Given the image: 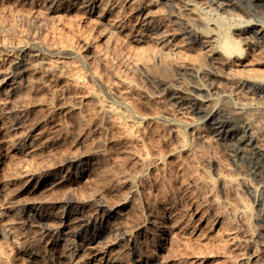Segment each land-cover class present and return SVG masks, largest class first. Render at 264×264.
Here are the masks:
<instances>
[{"label": "bare ground", "instance_id": "bare-ground-1", "mask_svg": "<svg viewBox=\"0 0 264 264\" xmlns=\"http://www.w3.org/2000/svg\"><path fill=\"white\" fill-rule=\"evenodd\" d=\"M32 1L13 0L14 3L21 5H28V2L31 4ZM41 1L47 5L49 20L51 18L59 19L61 14L72 11L88 15L93 19L99 36L106 40L107 50L110 52L115 45L112 36H121L130 46L136 48L138 45V51L142 50L143 45L139 46L142 43L153 48L158 59L164 58V56L166 58L167 55H178L185 50L196 53L198 56L196 63L190 61L177 63L179 70H183V77L190 78L192 85L184 86L182 84L184 80L181 79V82L179 79L177 82V80L173 81V78H169L164 79V89H169L170 85L177 82L178 85L176 84L173 88L171 103L183 111V114H193L195 116L193 119L197 120L188 121L189 123L186 125L198 129L197 122H199L211 137L221 144L229 161V167L227 165L223 167L214 162L211 165V174L204 171L201 179L211 194L214 190L220 192L222 196L220 203L223 212L226 213V219L235 223L232 234L241 235L247 246L251 243L257 245L256 248L250 250L242 264H254V262L264 264V246L262 245L264 244V216L258 218L259 215L252 210L253 206L257 209L264 206V121L255 122L254 119H250L251 117L245 116V111L250 108L251 104V99L249 100L245 96L243 100L240 99L241 101L234 111L227 108L226 111L230 112L224 113L216 107L219 99L230 100L234 88L236 90L237 87H244L248 83L254 84L255 88L263 87L255 97L264 100V78L248 80L253 77L230 78L228 76L230 79L227 77L230 72L232 75L233 71L237 73L240 71L239 69L246 70L255 63L264 66V22L260 19L239 17L238 12L252 14L242 7L240 8L237 0H160L161 5L165 8V11L161 10L162 12L160 9H156L152 0ZM244 1L252 8L255 7L254 9L264 8V0ZM9 2V0H0V7H4ZM2 7L1 9H3ZM21 13L18 16L23 22H31L38 25L37 27L48 23V21L33 15ZM129 18H132V21ZM132 22H136V25ZM45 55L39 51L33 53L31 57L29 56V59L26 56L27 60L10 61L8 69L1 71L0 74V98L5 103L7 102L4 105H10L7 112L5 111L6 117L0 119L3 130L0 136V254L3 255L2 252L7 250L16 256L24 257L27 262L32 264H175L173 261H166L169 256L164 253L169 238L158 235L159 227L156 232L151 233L150 231L149 233L148 225L153 224L151 217L153 215L147 217L146 213L142 214V211V217L145 215L146 218L140 219L138 209L141 208V205L139 203L140 207H138L139 205L134 203L139 193L138 181L144 176L145 170L148 171V169L162 164L163 157L158 154L150 155L146 152L138 154V151L130 150L132 148H129V145L138 143L141 132L140 125L146 121L147 117L138 114L132 106H129L130 103H126L127 100L124 101L125 98L115 99L108 96L106 101H103L101 97L100 99L97 97L98 95L91 92L83 97L85 101L89 100V102L95 103L94 119H109L108 124L117 131V136L103 142L92 140L88 145L89 142L84 141V135H80V130L79 133L77 131L78 134L76 133V147H78L76 150L78 151L68 152V155L66 154L67 156L63 157L64 159L59 164L56 163L57 166L46 164L43 167L45 165L43 162H46L43 161L46 159L43 157V162L40 160L37 162L43 168L37 165V169H35L26 164V162H32L35 158L40 157L44 154L43 152L52 150L50 146L53 136L48 137L49 135L45 134L46 129L43 128V125L47 124L55 110L72 118L77 128L78 126L84 127L87 122L83 116L80 118L82 112V115L85 114L84 111H81L80 106H76L74 102H64L61 105L47 104V112H44L45 114L43 113L39 118L37 116V119L34 118V123L32 122L34 119H32L31 123L26 120L27 116L24 117L25 113L22 112L24 108H20L23 106L16 105L17 99L8 100L16 93L19 82L28 81L26 79L36 71L38 65H48L44 61L46 60ZM251 59H254L255 63ZM251 63L253 64L251 65ZM133 65L145 69V66L138 63V60ZM163 71L165 72V70ZM240 75L242 76L243 72ZM222 78L229 79L227 81L231 82V89L220 87ZM127 88L129 89V87ZM162 88L161 90H163ZM233 94L235 93L233 92ZM16 95L20 94L16 93ZM120 96L122 95L120 94ZM13 102H15L14 105ZM89 130L91 129L88 126L85 136ZM201 133L200 131L197 135L203 138ZM175 140L176 146L173 152L185 154L190 146L189 141L178 129L175 131ZM110 143L118 146V148L114 147V150L117 148V152L114 153L128 155V159L132 161L130 163L136 167L140 165L144 168L143 172L135 167L132 169L135 168L136 171L134 169L118 171L115 166H118L119 162H116L115 169L113 159L117 155L112 157L113 154L111 155L112 152L108 147ZM16 156L23 157L26 165L20 166L21 161L18 165L15 163L17 160L13 161L11 163L16 164L14 168L11 166V171L4 174L6 167L2 165L3 161L1 162V160L7 161L8 158L12 160ZM118 158L121 160L120 156ZM8 162L10 161H7L6 166H9ZM57 167L67 168L72 172H68L66 176L57 175L56 172L54 173ZM39 168L41 169L39 170ZM36 179V185H30V181ZM18 180H23L22 185L19 186L21 189L18 193L16 191L15 194L12 191L10 193L9 186ZM78 182H81L84 187L89 183L92 188L99 185L102 188L105 187L108 191H104L114 193L115 198L113 199L114 196L111 197L109 194L113 199L109 198L111 200L109 201L101 192L103 191L101 188H91V192L98 190L93 194L88 192L90 196L86 197L84 196L89 194L85 192V188L83 192L78 190L81 195L79 196L77 189H80L81 186L77 184ZM76 184L80 187L76 188L78 194L74 190ZM100 189L101 191H99ZM44 191L49 192L50 196ZM42 192L46 196H42ZM53 193L57 195L60 193V195L55 197L56 194L52 195ZM82 193L85 194L83 197ZM90 202L94 204V209H92L93 204L92 207L89 206ZM139 212H141L140 209ZM216 223L220 224L221 222L216 221ZM175 224L176 227L177 224ZM186 225L179 224L177 228L182 232L183 229H186ZM174 226L166 224L163 228L168 235H171ZM199 231L200 228L197 235L194 236L201 233L200 235L204 239L205 232L200 231L199 233ZM188 233H192V231ZM138 235L142 236V240H138ZM202 257L204 256L196 257L198 263L191 261L189 264H202ZM214 264L220 263L214 262Z\"/></svg>", "mask_w": 264, "mask_h": 264}, {"label": "rangeland", "instance_id": "rangeland-1", "mask_svg": "<svg viewBox=\"0 0 264 264\" xmlns=\"http://www.w3.org/2000/svg\"><path fill=\"white\" fill-rule=\"evenodd\" d=\"M9 1V3H6L8 6L5 4L4 7L1 6L3 9L0 7V74L1 71L8 69L10 61L16 62L22 59L27 60V58L29 59L33 53L39 51L46 54V60L44 61H46L48 65H38L36 71L32 72L26 79L28 81H22V84L19 82L17 85L16 93L20 94L16 95L18 98L15 96V93L8 100L14 101V99H17V102L15 101L16 105L19 104V107L23 106L20 108H24V111L22 112L23 114L25 113L24 117H29H26V120L29 122L34 118L37 119L42 116L44 112L46 113L47 104L61 105L64 102H74V104L80 106L81 111H84L85 113L82 115V112L80 118L84 117L87 122L86 125H84L83 122L82 124L84 127L78 126V129L72 118L64 116L65 114L61 111L59 112V110H55L52 113L53 115L50 116L47 124L43 125V128L46 129L45 134L47 136L49 135L48 137L53 136V142L50 146V149L52 150L43 152L44 154L40 156L41 158H35L32 162L28 161V163L23 161L25 159L21 156H16L12 160L8 158L9 160L7 159V161H10L8 162L9 166H6V160H1V162L3 161L2 165L6 167L4 168V170L6 169L4 174L9 173L8 171H11L10 169L14 168V165H16L15 163L18 165L20 161V166L29 164V166L35 169H37V165L41 168L46 166V164L53 167L57 166L60 161L64 159L63 157L68 155V152L71 151L70 153H72L74 151L73 153H75L78 151L76 150L78 149V147H76V135L80 130V135H84V141L89 142L87 143L88 145L92 140L103 142L114 138L117 136V131L110 127V124H108L109 119H94L93 109L95 103L89 102V100L85 101L83 97H85L88 92H91L98 95L97 97H101L102 99H100L103 101H106L108 96L114 97L115 99L119 97H122L123 99L125 98L124 101L127 100L126 103H130L129 106H132L138 114L147 117L146 121L140 125V131L142 133L139 131L140 137L138 143L133 144V147L129 145V148H132L130 150H132V152L138 151V154L140 152H146L150 155L158 154L163 157L162 164H159L155 168H150L148 171L145 170L144 176L138 181L139 193L138 196H136L137 199L135 198L134 203L138 205L140 203L141 205V208H139L141 212H139L138 209V214H141L143 211L142 214L146 213L147 217L153 215L151 217L153 218V224H155L153 225L151 223L148 225L149 233L150 231L151 233H154L157 231L158 227H162L160 229L158 228V235L160 234V236L163 235L164 237L167 236L169 238V240L167 239V249L164 252L169 256L166 261H173L175 264H189L191 261L198 263L199 261L196 259L204 256L202 257V261L201 258L199 259L202 264H214V262H219L220 264H242L243 259L247 258V254H249L250 250L256 248L257 245L255 246L251 243L247 246L241 235L232 234L235 223L226 219V213L223 212L220 203V200L222 199L220 192L214 190L211 194L207 186L204 184L203 179H201L203 178L204 171L207 174H211V165H213L214 162L218 163L220 166L226 167L227 165V167H229V161L221 144L211 137L209 132L202 127V124L197 122L198 129H193L195 128L194 126L190 128L186 125L189 123L188 121L196 120L193 119L195 116L193 114H183V111L179 110L171 103L173 88H175L179 79V81H181V79L182 81L184 80L183 82L181 81L184 86L192 85L190 78L183 77V70H179L177 63L189 61L191 63H196L198 60L196 53L190 50H185L181 54L167 55L166 58L164 56V58L158 59L155 56L156 51L153 48L142 43L139 46L143 45V48L138 51V45L136 48L130 46L121 36H112L115 45L111 53L110 50H107L106 40L99 36L97 29L94 26L93 19L88 15L72 11L64 13L63 15L61 14L59 19L51 18V20H49L50 16L47 15V5L41 0H33V3L30 4V2H28V5L14 3L13 0ZM160 2V0H152L156 9L158 8L157 10L160 9V11H165V8H163ZM237 2L240 8L242 7V9L249 11L253 15L247 13H245V15L242 12H238V14H240L239 17L243 19H260L264 22V8L254 9V6V8H252L251 5L244 0H237ZM21 12H23V14L33 15L41 20H46L48 23L44 21V23H46L43 24L44 26L37 27L38 25H34L31 22H23L18 16L22 14ZM129 19L132 21V18ZM132 24L136 25V22H132ZM136 60H138V63L143 64L145 69H142L140 66L134 67L133 63L136 62ZM251 61L255 63L254 59H251ZM253 63H251V65ZM252 66L246 70L239 69L240 71L237 73L233 71L232 75H230V72L227 74V77L245 78L246 76H252L253 78H256H250L248 80L264 78V66H261L258 63H255ZM163 70H165V72ZM242 72L243 75L241 76L240 74H242ZM249 73L253 74L250 75ZM169 78H173V81L177 80V82L176 84L173 83L170 85L169 89H164V79ZM227 79H220L221 88L231 89V82L227 81ZM127 87H129V89ZM161 87H163V90H161ZM240 87H237L236 90L235 88L232 90L230 100H218L216 104L218 110H222L224 113L234 111V109L238 107L239 102L241 101L240 99L243 100L245 97H248L247 99H251V104L250 108L245 111L247 114L244 113L245 116H249L248 118L251 117L250 119H254L253 121L255 122L264 121V100L255 97L263 87L259 86L258 88L257 86L255 88V85L252 83H248L246 86L241 87V89ZM233 92L236 95L233 94ZM119 93L122 96H120ZM15 102L12 104L14 105ZM20 102L23 104L21 105ZM88 102L89 104H87ZM4 103L5 101H0V119L6 117L5 113L7 112L8 106L10 107V105L7 106L4 105ZM227 108H229L230 111H226ZM35 119L32 121L33 123L35 122ZM85 126H89L91 129L87 131V136H85V131L87 130V127ZM200 127L202 128L200 129ZM177 129L181 131L183 136L189 141V152L187 150L188 153H185L187 155L173 152V149H175L176 146L175 131H177ZM200 131L202 132L201 136H203V138L197 135ZM2 132L3 130L1 128L0 136L2 135ZM56 135L58 137L60 136V138ZM85 138L89 140H86ZM108 147H110L109 149L112 153L110 150L109 152L111 155L113 154V158L115 155L118 157L120 156L121 158L120 160L116 156V158L113 159L115 161L113 167L116 165V162H119L118 164L120 166H115L118 171L126 169H134V171H136V168L143 172L144 168L140 165L136 167V165L133 166V164L130 163L131 160L128 159V155L124 153H114L117 152L118 146L110 143ZM114 147L117 148L114 150ZM47 152L49 153L47 154ZM42 157L46 159L43 160ZM38 160L46 161H42L45 165L42 167L41 164L37 163ZM124 160L125 162H123ZM13 161H16L14 165L11 163ZM120 161H122V165L120 164ZM24 162H26V164ZM54 163L58 164L55 165ZM34 165L35 167H33ZM132 167L135 168L132 169ZM41 168H39V170ZM66 170L67 168L57 167L55 168L54 173L56 172L57 175L63 174L62 176H66L68 172H72L70 169H68L67 172ZM22 183L23 180L14 181L13 184L11 183L9 186L10 193L13 192L15 194V191L18 193L21 189L19 186L20 184L22 185ZM35 183H37V179L30 181V185L32 186ZM77 184L80 185L82 189ZM77 184L74 189L76 194H78L79 191L83 192L84 188L86 189L85 192L87 194H93L101 188L103 191H101V189L99 191L103 192V195H105L109 201H111L109 198L113 196V199L115 198L114 193L105 192L104 190L108 191L107 188L103 187L105 188L103 189L100 185V187L94 186V188H92L89 186L91 185L90 183L88 186L86 184L85 187L81 182H78ZM105 185L107 186L108 184ZM78 187L81 190L77 189V191L79 190L77 192L76 188ZM91 188L98 189L95 191L92 190L93 192H91ZM44 192L45 194H49L47 191ZM44 192H42V196H46L43 195ZM84 193H82V197L86 194ZM54 194L56 193H53L52 195ZM56 195L54 196L58 197L60 193H58L57 196ZM48 196H50V194ZM79 196H81L80 192ZM86 196H90V194L85 195L84 197ZM90 203L89 206L93 204L92 202ZM140 205L138 207H140ZM92 206V209H94V204ZM252 210L259 215L258 218L264 216V206H261L258 209L253 206ZM149 212L150 214H148ZM140 214L138 215L140 219H143V217L146 218L145 215L142 217V214L141 216ZM175 221H178V223ZM216 221H219V223L221 222L222 224H217ZM175 223L178 226L179 224L185 226L187 223V227L180 232ZM166 224H169V226L176 225V227L174 226L175 228L171 235H168L164 231L163 226H166ZM199 228L201 232H205L204 235L206 238L203 237L204 239H202L200 231L198 236H194ZM188 230L192 231V233H188ZM195 237L199 238L196 239ZM141 238L142 236L138 235V240H142ZM150 239L151 237L149 236V240ZM262 245L264 246V244ZM172 249L174 253H172ZM6 251L2 252L4 253L3 255L0 254V264H32L27 262L24 257L16 256L12 252L7 251V253ZM163 255L166 256L165 254ZM254 264H256V262H254Z\"/></svg>", "mask_w": 264, "mask_h": 264}]
</instances>
